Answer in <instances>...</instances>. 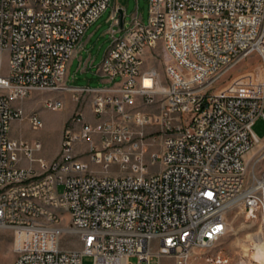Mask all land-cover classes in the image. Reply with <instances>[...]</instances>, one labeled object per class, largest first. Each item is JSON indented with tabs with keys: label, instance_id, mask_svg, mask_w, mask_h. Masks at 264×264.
<instances>
[{
	"label": "built area",
	"instance_id": "obj_1",
	"mask_svg": "<svg viewBox=\"0 0 264 264\" xmlns=\"http://www.w3.org/2000/svg\"><path fill=\"white\" fill-rule=\"evenodd\" d=\"M108 3L0 0V53L8 55L0 73V227L14 230L11 264H82L85 255L93 264H151L163 255L187 264L225 233V213L237 202L261 213L264 232V183L245 186L246 154L264 138L253 130L264 117V0H149L148 22L135 14L97 67L117 81L68 86V65ZM119 10L110 15L116 24ZM158 44L166 51V84L156 67H143ZM251 58L259 59L256 72L211 91ZM34 90L88 96L104 118L92 123L76 111L57 156L38 157L40 140L10 134L25 117L18 102ZM137 98L157 112L132 111ZM42 104L59 110L63 99ZM27 119L43 126L37 111ZM147 124L164 133L149 161ZM66 232L79 248L60 246Z\"/></svg>",
	"mask_w": 264,
	"mask_h": 264
},
{
	"label": "rangeland",
	"instance_id": "obj_2",
	"mask_svg": "<svg viewBox=\"0 0 264 264\" xmlns=\"http://www.w3.org/2000/svg\"><path fill=\"white\" fill-rule=\"evenodd\" d=\"M117 5L121 12H118V17H121L122 25L114 23L110 17L114 6ZM141 19L146 24L149 18V0H109L108 6L102 12L100 17L95 20L86 30L83 39L81 40L82 47L78 48L72 57V61L68 65L66 72V84L68 86H90L102 87L108 86L111 82H116L117 78L111 82H104L97 72V67L101 63L104 54L114 38H118L123 33L124 29L129 27L133 22L134 15ZM8 55L5 52L0 53V73L6 74ZM167 61L166 51L162 44L156 45L146 51L144 55L143 67L154 66L160 74L161 80L166 84L165 62ZM259 59H246L230 69V71L214 83L211 91L218 90L231 83V81L246 72H255ZM167 80V79H166ZM46 97H60L63 99V107L59 110H51L45 108L42 100ZM24 108L25 117L14 122L13 136L22 138L26 141L38 139L42 143V148L35 152L37 156L48 157L59 149L63 137V130L71 121V117L76 111H81L85 114L87 121L96 123L103 117L96 116L91 110L90 99L88 96H82L80 100H74L68 92L58 91H42L34 90L31 95L24 100L18 102ZM132 111L157 112L156 104L149 105L137 98L135 104L130 107ZM32 111H37L43 121V126L39 129H34L28 122L27 116ZM264 112V109H263ZM254 132L261 138L264 137V117L259 115L253 124ZM147 140L150 142L146 148V160H150L152 152H160L163 132L157 124L145 125ZM54 156V157H55ZM86 159L87 157H83ZM246 187L256 185L257 181L264 178V138L255 145L246 154ZM22 165L28 166L27 161H23ZM35 165V164H34ZM36 166V165H35ZM159 165L151 166L150 171H156ZM61 190L62 187L60 186ZM247 209L242 203H235L230 206L226 213L227 228L223 235L219 237L211 246L196 250L187 264H256L248 259L247 256H242V246L249 235H254L258 231H262L261 213L255 210L250 218L246 217ZM68 215L62 218V224H67ZM14 230L11 228L0 227V264H11L16 253L14 250ZM60 246L65 249H77L80 243L75 234L66 232L61 240ZM135 262V258L130 259ZM82 264H93V258L85 255L82 258ZM151 264H179L175 257L171 255H163L151 261Z\"/></svg>",
	"mask_w": 264,
	"mask_h": 264
},
{
	"label": "bare ground",
	"instance_id": "obj_3",
	"mask_svg": "<svg viewBox=\"0 0 264 264\" xmlns=\"http://www.w3.org/2000/svg\"><path fill=\"white\" fill-rule=\"evenodd\" d=\"M264 183V179L260 181ZM253 211H246V217L253 216ZM242 256H247L248 259L256 264H264V232L258 231L254 235H249L242 246ZM237 264H244L239 262Z\"/></svg>",
	"mask_w": 264,
	"mask_h": 264
},
{
	"label": "crops",
	"instance_id": "obj_4",
	"mask_svg": "<svg viewBox=\"0 0 264 264\" xmlns=\"http://www.w3.org/2000/svg\"><path fill=\"white\" fill-rule=\"evenodd\" d=\"M119 22H120V25H122V22H121V17L119 18ZM88 29V28H87ZM86 32V31H85ZM84 36V35H83ZM83 39V38H82ZM71 61H72V59H71ZM70 61V62H71ZM70 64V63H69ZM98 72V71H97ZM100 75V74H99ZM101 76V75H100ZM101 78V80L102 81H104V82H108V80H107V78H105V77H100ZM14 122H17V120H14L13 122H12V127H11V131H10V134H11V136H13V133H14V128H13V125H14ZM14 137V136H13ZM58 149H59V144H58V148H57V151H58ZM57 151L56 152H54V153H52L50 156H48V157H43V156H38V157H42V158H44V159H47V160H51V159H53L54 158V156L56 155V153H57ZM37 156V155H36ZM36 165V164H35Z\"/></svg>",
	"mask_w": 264,
	"mask_h": 264
},
{
	"label": "water",
	"instance_id": "obj_5",
	"mask_svg": "<svg viewBox=\"0 0 264 264\" xmlns=\"http://www.w3.org/2000/svg\"><path fill=\"white\" fill-rule=\"evenodd\" d=\"M119 11L121 12V9Z\"/></svg>",
	"mask_w": 264,
	"mask_h": 264
}]
</instances>
